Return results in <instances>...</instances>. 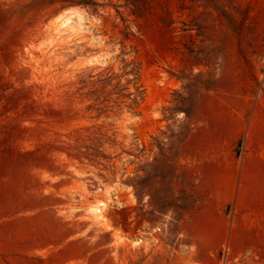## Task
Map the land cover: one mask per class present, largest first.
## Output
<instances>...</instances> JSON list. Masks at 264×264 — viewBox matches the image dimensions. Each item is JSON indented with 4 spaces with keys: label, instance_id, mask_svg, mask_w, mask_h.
Masks as SVG:
<instances>
[{
    "label": "rangeland",
    "instance_id": "1",
    "mask_svg": "<svg viewBox=\"0 0 264 264\" xmlns=\"http://www.w3.org/2000/svg\"><path fill=\"white\" fill-rule=\"evenodd\" d=\"M71 1L0 0V264H264V0Z\"/></svg>",
    "mask_w": 264,
    "mask_h": 264
},
{
    "label": "bare ground",
    "instance_id": "2",
    "mask_svg": "<svg viewBox=\"0 0 264 264\" xmlns=\"http://www.w3.org/2000/svg\"><path fill=\"white\" fill-rule=\"evenodd\" d=\"M69 21H70V18H66V19L61 23L60 27L56 29L57 34H60V33H62V32H66V31H68V29H69V25H68ZM103 205L105 206L106 204H105L104 202H101V203L99 204L100 207H99V206H96V207L92 208V211H93L97 216H100V214L102 213V208H101V206H103Z\"/></svg>",
    "mask_w": 264,
    "mask_h": 264
},
{
    "label": "trees",
    "instance_id": "3",
    "mask_svg": "<svg viewBox=\"0 0 264 264\" xmlns=\"http://www.w3.org/2000/svg\"><path fill=\"white\" fill-rule=\"evenodd\" d=\"M71 3L76 5H82L85 7H93L94 9L98 6L97 3H95L93 0H77V1H71Z\"/></svg>",
    "mask_w": 264,
    "mask_h": 264
},
{
    "label": "crops",
    "instance_id": "4",
    "mask_svg": "<svg viewBox=\"0 0 264 264\" xmlns=\"http://www.w3.org/2000/svg\"><path fill=\"white\" fill-rule=\"evenodd\" d=\"M143 255L145 256L143 259H145V261H146V259H148V258H146V256H148L149 254L146 253V254H143ZM153 255L154 254H150V256H153ZM167 256H171V254H169ZM173 256H175V257L174 258L173 257H168L166 259H170V260H173V259L177 260L178 259L177 255H173ZM155 264H163V263H155ZM165 264H178V263H165Z\"/></svg>",
    "mask_w": 264,
    "mask_h": 264
}]
</instances>
